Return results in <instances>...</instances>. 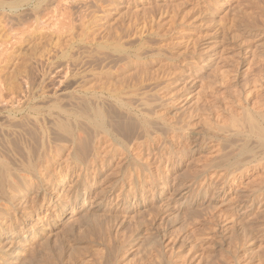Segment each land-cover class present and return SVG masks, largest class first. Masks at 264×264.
<instances>
[{
  "label": "rangeland",
  "instance_id": "374dc122",
  "mask_svg": "<svg viewBox=\"0 0 264 264\" xmlns=\"http://www.w3.org/2000/svg\"><path fill=\"white\" fill-rule=\"evenodd\" d=\"M0 1V264H264V145L220 129L256 98L238 82L264 54V0ZM110 87L120 116L95 97Z\"/></svg>",
  "mask_w": 264,
  "mask_h": 264
},
{
  "label": "bare ground",
  "instance_id": "6f19581e",
  "mask_svg": "<svg viewBox=\"0 0 264 264\" xmlns=\"http://www.w3.org/2000/svg\"><path fill=\"white\" fill-rule=\"evenodd\" d=\"M59 1V0H58ZM3 2H4V0H3ZM8 2H9V0H8ZM20 2V1H19ZM18 1L16 2V1H13V2H11V4L9 5V10L10 11H15L19 6H18V4H20ZM36 1H34V3H35ZM42 2V1H41ZM46 2H47V0H46ZM53 2H54V0H53ZM55 2H56V0H55ZM4 3H7V1L6 2H4ZM22 3V2H21ZM39 1H38V4L37 5H33V6H37V7H39ZM43 3V2H42ZM57 3V6H58V2H56ZM60 3H61V1H60ZM65 3V2H64ZM8 4V3H7ZM0 5H2L3 6V3H2V1H0ZM25 5V4H24ZM41 5V4H40ZM64 5V4H63ZM62 6V5H61ZM1 7V6H0ZM29 7V6H28ZM27 7V8H28ZM4 8V7H3ZM6 8H7V6H6ZM65 8V7H64ZM32 9V8H31ZM33 9H36L35 7L33 8ZM47 9V8H46ZM56 9V8H55ZM61 9V8H60ZM26 10V9H25ZM61 10H64L65 11V9H61ZM3 11H5L4 9H3ZM37 11V10H36ZM39 11V10H38ZM44 11V10H43ZM66 11H67V9H66ZM2 12V11H1ZM51 12V11H50ZM49 12V13H50ZM61 12H63V11H61ZM5 13V12H4ZM36 13H38V12H36ZM41 13H43L42 11H41ZM40 13V11H39V14H41ZM47 13V12H46ZM46 13H45V15H46ZM64 13V12H63ZM38 14V15H39ZM52 14H54V13H51V15ZM59 14H60V12H59ZM22 15V14H21ZM62 15V14H61ZM13 16V15H12ZM32 16V15H31ZM2 17V16H1ZM7 17V16H6ZM36 17V16H35ZM41 18H42V16H40ZM44 17V16H43ZM48 17H50L49 16V14H48ZM64 17V16H63ZM67 18H68V16H67ZM7 19V18H6ZM21 19V18H20ZM48 19V18H47ZM50 19V18H49ZM49 19L48 20H45V21H49ZM60 19V18H59ZM4 20V19H3ZM37 20V19H36ZM55 20V19H54ZM65 20V19H64ZM51 22V21H50ZM52 22H53V19H52ZM9 23V22H8ZM21 23V22H20ZM63 23V22H62ZM40 24V23H39ZM29 26V25H28ZM32 26V25H31ZM38 28V27H37ZM48 28V27H47ZM257 29L259 30V32H256V34L258 33V34H261V33H263V35H264V22L262 23V24H259L258 25V27H257ZM25 30V29H24ZM27 31V30H26ZM25 31V32H26ZM20 33V32H19ZM254 34V33H253ZM17 35V34H16ZM20 35V34H19ZM241 35V38H242V34H240ZM14 36V35H13ZM249 37V36H248ZM252 37V36H251ZM254 37V36H253ZM257 37V36H256ZM255 37V38H256ZM18 38V37H17ZM16 38V40L18 41V39ZM20 38H22V37H20ZM15 39V38H14ZM243 39V38H242ZM247 39H249V38H247ZM11 40H12V38H11ZM241 40V39H240ZM239 40V43L242 41H240ZM244 40V39H243ZM246 40V39H245ZM16 41V42H17ZM251 41V40H250ZM249 41V42H250ZM253 41V40H252ZM15 42V41H14ZM246 42V41H245ZM129 44V43H128ZM241 44L243 45V42H241ZM245 44V43H244ZM247 44H248V41H247ZM246 44V45H247ZM250 44V43H249ZM255 44V43H254ZM1 45V44H0ZM253 45V44H252ZM5 46V45H4ZM242 47V46H241ZM246 47V46H245ZM248 47V46H247ZM240 48V47H239ZM258 48V47H257ZM115 49V48H114ZM254 49V48H253ZM116 50V49H115ZM246 50V49H245ZM256 50V49H255ZM84 51V50H83ZM202 50H200L199 49V52H201ZM204 51V50H203ZM254 51V50H253ZM257 51V50H256ZM117 52H118V50H117ZM168 52V51H167ZM166 52V53H167ZM206 52V51H205ZM237 52V51H236ZM241 52V51H240ZM245 52L246 51H244L243 53L241 52L240 54H241V56H239L238 58V62L237 63H239V64H243V63H245V61L248 59V57L247 56H245ZM249 52V51H248ZM252 51L250 50V54L248 55V56H250L251 55V59H249L248 61H247V65H248V68H247V70L246 71H248V73L250 72V76L251 77H249L250 78V80H243V79H246V78H242V81H239L238 82V85H239V88L241 87V89L242 90H244V88L245 87H247L246 85H247V83L249 84V83H253V89H254V87H256V86H259V87H256V89L255 90H249L248 88V91H250L251 92V96L252 97H256L255 98V100H254V103H252L253 102V99H252V106H250V107H245V109H244V113H241V114H243V115H241L242 116V118H241V120L239 119L238 121H236V123H230L229 125L231 126V125H233L234 127H237V128H233V127H231V128H226V126L225 127H222V128H220L222 131H224V132H229L228 133V135H230V136H234L235 137V139H234V141L235 140H244V141H249V140H253L254 142H259L261 145H264V99H263V95H264V92H262L263 90H264V54H262V53H260V54H262L261 56H259V57H257L258 55H257V53H255L254 52V54L255 55H257V56H255L254 54H252L251 53ZM258 52V51H257ZM4 53H5V51H4ZM120 53V52H119ZM125 53V51L123 52V54ZM129 53V52H128ZM127 53V54H128ZM207 53H209L208 51H207ZM135 54H137V53H135ZM141 54V53H140ZM196 54H197V51H196ZM202 54V53H201ZM200 54V55H201ZM203 54H204V52H203ZM202 54V55H203ZM213 54V53H212ZM237 54V53H236ZM259 54V55H260ZM126 55V54H125ZM134 55V54H133ZM138 55V54H137ZM175 54H173V56H174ZM72 56V55H71ZM85 56V55H84ZM112 56V55H111ZM165 56V55H164ZM172 56V55H171ZM170 56V58L172 59V57ZM179 55H177V57H178ZM183 56L185 57L186 55H184L183 54ZM189 56V55H188ZM204 56V55H203ZM202 56V57H203ZM234 56V55H233ZM238 56V55H237ZM74 57H75V55H74ZM87 57V56H86ZM131 57H133V56H131ZM260 57H262L261 59H260ZM169 58V57H168ZM169 58V59H170ZM180 58V57H179ZM185 58H187V56L185 57ZM184 58V59H185ZM206 58H207V56H206ZM210 58V57H209ZM237 58V57H236ZM236 58H234L233 57V59H236ZM47 59V58H46ZM49 59V58H48ZM114 59V58H113ZM124 59H125V57H124ZM129 59V58H128ZM138 59H139V57H138ZM141 59V58H140ZM165 59H166V57H165ZM170 59V60H171ZM189 59V58H188ZM233 59L231 60V61H233ZM80 60V59H79ZM116 60V59H115ZM120 60V59H119ZM173 60V59H172ZM180 60L181 59H179V62H180ZM183 60V59H182ZM237 60V59H236ZM43 61V60H42ZM70 61V60H69ZM99 61V60H98ZM184 61H187V60H184ZM190 61V60H189ZM235 61V60H234ZM45 62V61H44ZM43 62V63H44ZM40 63H42L41 62V60H40ZM90 63V62H89ZM183 64H184V62H182ZM186 63V62H185ZM187 63H189V62H187ZM38 64V63H37ZM73 64V63H72ZM78 64V63H77ZM100 64V63H99ZM108 64V63H107ZM168 64V63H167ZM175 64V63H174ZM190 64V63H189ZM192 64V63H191ZM227 64V63H226ZM40 65V64H39ZM74 65V64H73ZM72 65V66H73ZM88 65H90V64H88ZM96 65V64H95ZM98 65V64H97ZM113 65V64H112ZM170 65V64H169ZM177 65V64H176ZM68 66V65H67ZM71 66V65H70ZM75 66V65H74ZM73 66V67H74ZM167 66V65H166ZM172 66V65H171ZM171 66H168V68L169 67H171ZM173 66H175V65H173ZM183 66H185V65H183ZM195 66V65H194ZM35 67V66H34ZM38 67V66H37ZM61 67V66H60ZM138 67V66H137ZM179 67V66H178ZM210 67V66H209ZM236 67V66H235ZM39 68V67H38ZM119 68V67H118ZM161 68V67H160ZM176 68H177V66H176ZM191 67H189V69H190ZM230 68H232V67H230ZM237 68V67H236ZM44 69V72H46L45 71V68H43ZM53 69H54V67H53ZM56 69V68H55ZM59 69V68H58ZM67 69V68H66ZM137 69V68H136ZM143 69V68H142ZM146 69V68H145ZM172 69V68H171ZM178 69V68H177ZM180 69V68H179ZM178 69V70H179ZM182 69V68H181ZM185 69V68H184ZM187 69V68H186ZM51 70V69H50ZM57 70V69H56ZM63 70V69H62ZM65 70V69H64ZM71 70H72V68H71ZM160 70V69H159ZM164 70V69H163ZM169 70V69H168ZM167 69L165 70V71H168ZM41 71H42V68H41ZM180 71V70H179ZM245 71V70H244ZM245 71V72H246ZM28 72V71H27ZM34 72V71H33ZM36 72H37V70H36ZM168 72H170V71H168ZM214 72V71H213ZM43 73V72H42ZM159 73V72H158ZM163 73V72H162ZM172 74L171 75H173V72H171ZM175 73H177V72H175ZM226 73V72H225ZM242 73V72H241ZM247 73V72H246ZM52 74V73H51ZM63 74H64V71H63ZM138 74V73H137ZM164 74V73H163ZM228 74V73H227ZM227 74H224V75H227ZM43 75H44V73H43ZM42 75V76H43ZM46 75H47V73H46ZM110 75H111V73H110ZM166 75H167V72H166ZM171 75H169V76H171ZM176 75V74H175ZM244 75V77H246L247 76V74H246V76H245V73L243 74ZM249 75V74H248ZM41 76V75H40ZM55 76H58V75H56L55 74ZM131 76H134V75H131ZM136 76H139V74L138 75H136ZM144 76V75H143ZM155 76V75H154ZM169 76H167L168 78H169ZM62 77V76H61ZM166 77V76H165ZM174 77V76H173ZM179 77V76H178ZM232 77V76H231ZM231 77H225L226 79H228V78H231ZM236 77V76H235ZM241 77H243V76H241ZM248 77V76H247ZM29 78H31V77H29ZM39 78V77H38ZM58 78H60V76L58 77ZM83 78V77H82ZM110 78V77H109ZM134 78H136V77H134ZM140 78H141V76H140ZM147 78V77H146ZM145 78V79H146ZM157 78V77H156ZM156 78H155V80H156ZM248 78V79H249ZM23 79V78H22ZM117 79V78H116ZM126 79H128V78H126ZM125 79V80H126ZM139 79V78H138ZM170 79H175V78H171L170 77ZM169 79V80H170ZM225 79V80H226ZM232 79V78H231ZM230 79V80H231ZM234 79V78H233ZM232 79V80H233ZM29 80H31V79H29ZM35 80V79H34ZM37 80V79H36ZM42 80V78L40 79V81ZM64 80V79H63ZM123 79H121V81H122ZM129 80V79H128ZM131 80L132 81H134L133 80V77L131 78ZM141 80V79H140ZM143 81H144V79H142ZM157 80H158V78H157ZM224 80V81H225ZM229 80V79H228ZM241 80V79H240ZM0 81H1V79H0ZM5 81V80H4ZM19 81V80H18ZM24 81H26V80H24ZM61 81H62V79H61ZM124 81V80H123ZM132 81L130 82V81H128V82H130V83H128L127 81V83L128 84H131L132 83ZM136 81H138V80H136ZM166 81H168V80H166ZM165 81V82H166ZM235 81H237V80H235ZM65 82V81H64ZM126 82H122L123 84L124 83H126ZM139 82V81H138ZM137 82V83H138ZM162 82V81H161ZM226 82V81H225ZM225 82H224V85H225ZM229 82V81H228ZM233 82V81H232ZM2 83V82H1ZM26 83V82H25ZM28 83L29 82H27L26 84L28 85ZM42 83V82H41ZM58 83H60V81L58 82ZM141 83V82H140ZM157 83V82H156ZM23 83H21V85H22ZM26 84H23L25 87H26ZM53 84V83H52ZM64 84V83H63ZM62 84V85H63ZM115 84H117V82H115ZM123 84H121V86L120 87H122V85ZM226 84H228V86H230L231 85V83L229 84V83H226ZM236 84V82L234 83V85ZM8 85V84H7ZM21 85H18V86H20V87H18V92L20 91L19 89L22 87ZM30 85V84H29ZM29 85H28V88H29ZM38 85H40V84H38ZM61 85V86H62ZM118 85H119V83H118ZM127 85V84H126ZM132 85V84H131ZM138 85H141V84H139L138 83ZM156 85V84H155ZM159 85V84H158ZM256 85V86H255ZM16 86H17V84H16ZM23 86V87H24ZM30 86H32V85H30ZM105 86V85H104ZM110 86V85H109ZM108 86V87H109ZM134 86H136V82L134 83ZM148 86V85H147ZM227 86V85H226ZM225 86V88L227 89V87ZM54 87V86H53ZM82 87V86H81ZM81 87H79V88H81ZM107 87V86H106ZM117 87V86H116ZM232 87V86H231ZM235 87V86H234ZM237 87L238 86H236V90H237ZM248 87H249V85H248ZM252 87V86H251ZM250 87V88H251ZM0 88H2V85L0 86ZM15 88L16 87H13V90L15 91ZM31 88V87H30ZM33 88H34V86H33ZM32 88V89H33ZM63 88V87H62ZM103 88V87H102ZM101 88V89H102ZM111 88V87H110ZM125 88V87H124ZM128 88V87H127ZM131 88V87H130ZM136 88H137V86L135 87V90H136ZM142 88V87H141ZM238 88V89H239ZM12 89V88H11ZM10 89V90H11ZM17 89V88H16ZM25 89V88H24ZM122 89H123V87L120 89L121 91H122ZM129 89V88H128ZM247 89H245V90H247ZM13 90H11L10 92H12ZM22 90V89H21ZM25 90H27V88L25 89ZM86 90V89H85ZM85 90H82V92L85 94H87L89 91L87 90V91H85ZM105 90H106V88H105ZM133 91H134V88L132 89ZM137 90H139V89H137ZM0 91H2V89L0 90ZM9 91V90H8ZM23 91V90H22ZM121 91H118L117 89H113V88H111V89H107V91L106 92H103V91H101L99 94L100 95H95V97L96 96H98V99L100 98V101L101 102H103L102 103V105L105 103V102H107V100L111 103L112 102V105L108 102V104H110V105H107L106 103V105H107V107L109 106V107H111L116 113H120L121 114V111L122 110H124V106H125V104H124V106H122V103H121V97H119V93L121 92ZM224 91V90H223ZM234 91V90H233ZM9 92V93H10ZM26 92V91H25ZM29 92L30 91H28V94H29ZM90 92H92L93 93V95L94 94H98V92H96V91H90ZM132 92V91H131ZM147 92V91H146ZM146 92L144 93V95H141V96H145V94H146ZM215 92V91H214ZM228 91H226V93H227ZM245 92V91H244ZM1 94H2V92H0ZM8 93V94H9ZM13 93H17V92H12V95H13ZM24 93V92H23ZM27 93V92H26ZM30 93H32V92H30ZM82 93V94H83ZM223 93V92H222ZM246 93V92H245ZM20 93H18V95H19ZM33 94H36L35 92H33ZM138 94V93H137ZM230 94V93H229ZM250 94V93H249ZM4 95V94H3ZM17 95V96H18ZM22 95V94H21ZM14 96V95H13ZM16 96V95H15ZM29 96V95H28ZM27 96V97H28ZM36 96V95H35ZM38 96V95H37ZM79 96V95H78ZM121 96V95H120ZM223 96H225V95H223ZM244 96V95H243ZM4 97V96H3ZM9 97H12L10 94H9ZM26 97V96H25ZM178 97V96H177ZM228 97V96H227ZM245 97V96H244ZM250 97V96H249ZM1 98H2V96L0 95V100H1ZM7 99V96L6 97H4L3 99H4V101L3 102H5L3 105H5L6 104V99ZM15 98V97H14ZM17 98V97H16ZM21 98H23L22 96H21ZM29 98V97H28ZM32 98V97H31ZM125 98V97H124ZM123 98V99H124ZM152 98V97H151ZM204 98V97H203ZM236 98V97H235ZM246 99H247V97H245ZM183 99H185V98H183ZM224 99V98H223ZM245 99V100H246ZM249 99V98H248ZM247 99V100H248ZM16 100V99H15ZM15 100H13V99H10V100H8L9 101V103L11 104V106H10V108H12V109H16L15 107H14V102H15ZM17 100H18V98H17ZM16 100V101H17ZM27 100H30V99H27ZM149 100V99H148ZM147 100V101H148ZM153 100V99H152ZM19 101V100H18ZM17 101V102H18ZM24 102H25V99L23 100ZM129 101H130V99H129ZM209 101V100H208ZM212 101V100H211ZM19 102H21V101H19ZM28 102V101H27ZM72 102V101H71ZM92 102V101H91ZM98 102V101H97ZM133 102V101H132ZM135 102V101H134ZM139 102V101H138ZM240 102V101H239ZM248 102H249V100H248ZM16 103V102H15ZM129 103V102H128ZM180 103V102H179ZM207 103V102H206ZM8 104V103H7ZM6 104V105H7ZM19 104V103H18ZM22 104H24V103H22ZM21 104V105H22ZM81 104V103H80ZM159 104V103H158ZM212 104V103H211ZM3 105H2V108H3ZM130 105H132V104H130ZM175 105V104H174ZM199 105H201V104H199ZM207 105V104H206ZM236 106L238 105V104H235ZM251 105V104H250ZM15 106L17 107V103L15 104ZM19 106V105H18ZM129 106V105H128ZM235 106V107H236ZM240 106V105H239ZM242 106V105H241ZM244 106V105H243ZM242 106V107H243ZM5 107H8V106H5ZM24 107H25V105H24ZM87 107V106H86ZM136 107V106H135ZM177 107V106H176ZM175 107V108H176ZM199 107H201V106H199ZM242 107H241V109H242ZM259 107V108H258ZM21 108V107H20ZM127 108V107H126ZM172 108V107H171ZM195 109H193V108H191V109H193L192 110V112L191 113H193V111L195 110H197V108H196V106L194 107ZM258 108V109H257ZM4 109V108H3ZM19 109V108H18ZM27 109V108H26ZM110 109V108H109ZM129 109V108H128ZM138 109V108H137ZM141 109V108H140ZM240 109V108H239ZM10 110V109H9ZM21 110V109H20ZM111 110V109H110ZM112 110V111H113ZM131 110H132V108H131ZM141 110H144V109H141ZM152 110V109H151ZM176 110V109H175ZM189 110H190V108H189ZM235 110V109H234ZM12 111V110H11ZM146 111H148V110H146ZM163 111V110H162ZM182 111V110H181ZM194 111V112H195ZM243 111V110H242ZM14 112V111H13ZM15 112H16V110H15ZM18 112V111H17ZM16 112V113H17ZM21 112V111H20ZM97 112V111H96ZM95 112V113H96ZM110 112V111H109ZM125 112V111H124ZM157 112H159V110L157 111ZM188 112V111H187ZM186 112V113H187ZM198 112V111H197ZM231 112H233V111H231ZM241 112V111H240ZM240 112H238L237 111V114L238 113H240ZM8 113V112H7ZM98 113H99V111H98ZM98 113L97 114H95V115H97L98 116ZM130 113V112H129ZM132 113V112H131ZM138 113H140L139 111H138ZM137 113V114H138ZM149 113V112H148ZM153 113V112H152ZM186 113H184V114H186ZM101 114V113H100ZM103 114V113H102ZM108 114V113H107ZM120 114L118 115V116H120ZM166 114V113H165ZM188 114H189V112H188ZM216 114V113H215ZM218 114V113H217ZM233 114V113H232ZM10 115V114H9ZM127 115V114H126ZM162 115H164V114H162ZM159 116L158 118L159 119H162V121L164 122V123H167V124H170V126H172L171 124H178V123H180V122H182L183 121V119L184 118H182V119H180L179 117L178 118H175L174 119V121L173 122H171V121H169V123H168V119L170 118V117H168V119L167 118H164L163 116ZM175 115V114H174ZM231 115V114H230ZM236 115V114H235ZM239 115V114H238ZM96 116V117H97ZM171 116V115H170ZM184 116V115H183ZM219 116V115H218ZM227 116V115H226ZM240 116V115H239ZM240 116V117H241ZM99 117V116H98ZM110 117V116H109ZM111 117H112V115H111ZM113 117L115 118V116H114V113H113ZM132 117V116H131ZM167 117V116H166ZM173 117H176V116H173ZM186 117V116H185ZM190 117H192V114H189L188 116H187V118H190ZM232 117V116H231ZM230 117V118H231ZM234 117V116H233ZM232 117V118H233ZM238 116L236 115V118H237ZM239 117V118H240ZM100 118H102V116L100 117ZM119 118V117H118ZM141 118V119H140ZM139 118V120H142V121H145V118H143V117H140ZM171 118H172V116H171ZM217 118V117H216ZM39 119V118H38ZM97 119V118H96ZM99 119V118H98ZM121 119V118H120ZM173 119V118H172ZM202 119V118H201ZM234 119V118H233ZM116 119H114V121H115ZM133 120V119H132ZM224 120V119H223ZM236 120V119H235ZM234 120V121H235ZM244 120H245V123H246V127L245 126H243L242 125V123H244ZM48 121V120H47ZM97 121V120H96ZM102 121V120H101ZM100 121V119H99V122H101ZM118 121V120H117ZM116 121V122H117ZM127 121V120H126ZM154 121V120H153ZM98 122V123H99ZM103 122V121H102ZM113 122V121H112ZM120 122H122V121H120ZM159 122V121H158ZM171 122V123H170ZM187 122L188 121H186V123L185 124H187ZM192 122V121H191ZM224 122V121H223ZM231 122V121H230ZM9 123V122H8ZM97 123V124H98ZM111 123V122H110ZM115 123V122H114ZM145 123V122H144ZM197 123V122H196ZM116 124V123H115ZM119 124V123H118ZM125 124V123H124ZM127 124V123H126ZM182 124L184 125V122H182ZM181 124V126H183ZM190 124V123H189ZM13 125V124H12ZM99 125V124H98ZM117 125V124H116ZM130 125V124H129ZM137 125V124H136ZM217 125V124H216ZM118 126V125H117ZM128 126V125H127ZM152 126V125H151ZM153 126H155V125H153ZM112 127H113V125H112ZM125 127V126H124ZM140 127V126H139ZM176 127V126H175ZM179 127V126H178ZM238 127H240V128H238ZM123 128V127H122ZM154 128V127H153ZM182 128V127H181ZM216 128H218V126H216ZM112 129V128H111ZM120 129V128H119ZM126 129V128H125ZM155 129H157V127L155 128ZM178 129V128H177ZM114 130V129H113ZM160 130V129H159ZM174 130H175V128H174ZM121 131V130H120ZM124 131V130H123ZM122 131V132H123ZM129 131V130H128ZM166 131V130H165ZM112 132V131H111ZM149 132V131H148ZM161 133V132H160ZM175 133H177V132H175ZM174 133V134H175ZM122 134V133H121ZM128 134H129V132H128ZM151 134H153V133H151ZM158 134V133H157ZM164 134V133H163ZM179 134H180V132H179ZM215 133H213V135H214ZM138 135V134H137ZM142 135V134H141ZM177 135V134H176ZM175 135V136H176ZM181 135V134H180ZM184 135V134H183ZM19 137V136H18ZM177 137H178V135H177ZM176 137V138H177ZM182 137V136H181ZM190 137V136H189ZM216 137L218 138V137H220V135H216ZM233 137V138H234ZM13 138V137H12ZM81 138V137H80ZM139 138V137H138ZM187 138V137H186ZM206 138V137H205ZM232 138V137H231ZM11 139V138H10ZM160 139V138H159ZM189 139H193V140H191V142H194L193 143V145H192V147L191 148H193V150L194 149H198L199 147H202V145L204 144V142H203V144H202V140L203 139H199V137H195V136H193L192 138H189ZM188 139V140H189ZM172 140V139H171ZM180 140H182V139H180ZM222 140V139H221ZM233 140V139H232ZM128 141V140H127ZM134 141V140H133ZM146 141V140H145ZM183 141V140H182ZM233 141V142H234ZM253 141H252V143H253ZM102 142V141H101ZM165 142H168V141H165ZM4 143V142H3ZM154 143V142H153ZM178 143V142H177ZM250 143H251V141H250ZM2 145V144H1ZM152 145V144H151ZM177 145V144H176ZM224 145V144H223ZM221 146V147H224V146ZM233 145H235V144H233ZM157 146V145H156ZM190 146H191V144H190ZM227 146V145H226ZM226 146H225V148H226ZM248 146H251V145H248ZM247 146V147H248ZM145 147V146H144ZM155 147V146H154ZM167 147V146H166ZM205 147V146H204ZM229 147H230V149L228 150L227 149V152L225 151L224 152V154L221 156V160H227V161H230V159H233V163H231V164H233V165H236V167H237V169L239 168V167H241V166H239L240 165V160L241 159H239L237 156H238V154L239 153H243L242 151H248L246 148H244V147H242V146H239V147H232L231 146V142H230V145H229ZM255 147V146H254ZM149 149V148H148ZM157 149V148H156ZM166 150V149H165ZM190 150V149H189ZM254 152H256V150L254 151ZM258 152V151H257ZM167 153V152H166ZM179 155V154H178ZM207 156V155H206ZM257 156L258 155H256V154H252V158L251 159H257ZM157 157V156H156ZM199 157V156H198ZM250 157V156H249ZM42 158V157H41ZM129 158V157H128ZM212 158V157H211ZM165 159V158H164ZM262 159V158H261ZM1 160V159H0ZM99 160H100V158H99ZM169 160H170V158H169ZM19 161V160H18ZM199 161H200V159H199ZM13 163V162H12ZM221 163V162H220ZM4 163H2V161H0V186H2V185H5L4 184V177H3V174H4V165H3ZM170 164V163H169ZM155 165V164H154ZM221 165H223V164H218L217 163V165L216 166H221ZM229 166V165H228ZM31 167V166H30ZM252 167V166H251ZM24 168H26V167H24ZM24 168H22V169H24ZM260 169V168H259ZM29 170V169H28ZM236 170V169H235ZM5 173H6V171H5ZM4 176H6V175H4ZM160 180V179H159ZM191 181V180H190ZM158 184V183H157ZM2 189V188H1ZM186 190V189H185ZM172 191V190H171ZM175 192V191H174ZM180 193V192H179ZM186 193V191L185 192H183L182 193V195L181 196H183V194H185ZM259 194V193H258ZM260 196V195H259ZM1 197V196H0ZM258 197V196H257ZM263 199V198H262ZM260 200V199H259ZM241 204V203H240ZM239 204V205H240ZM246 205V204H245ZM244 206V205H243ZM250 206V205H249ZM248 207L247 206H245L243 209H244V212L245 211H248V209H247ZM242 209V210H243ZM245 209H247V210H245ZM235 212V211H234ZM244 214V213H243ZM251 216V215H250ZM261 219V218H260ZM252 220V219H251ZM247 226V225H246ZM258 226V225H257ZM253 227V226H252ZM223 228V227H222ZM243 235V234H242Z\"/></svg>",
  "mask_w": 264,
  "mask_h": 264
}]
</instances>
